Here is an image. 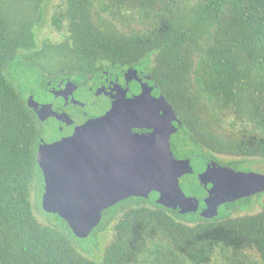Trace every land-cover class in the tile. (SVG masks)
Returning <instances> with one entry per match:
<instances>
[{
  "label": "trees",
  "instance_id": "trees-1",
  "mask_svg": "<svg viewBox=\"0 0 264 264\" xmlns=\"http://www.w3.org/2000/svg\"><path fill=\"white\" fill-rule=\"evenodd\" d=\"M59 8L51 20L62 38L40 43L44 0H0V264H264V203L249 212L250 196L211 218L157 204L154 191L131 196L92 229L112 230L97 260L79 252L83 238L66 221L41 207L56 219L42 224L33 213L32 192L44 185L41 127L26 97L44 78L42 61L74 62L80 73L130 66L198 128L184 129L176 156L249 170L264 161V0H61ZM180 185L205 195L191 175Z\"/></svg>",
  "mask_w": 264,
  "mask_h": 264
},
{
  "label": "water",
  "instance_id": "water-1",
  "mask_svg": "<svg viewBox=\"0 0 264 264\" xmlns=\"http://www.w3.org/2000/svg\"><path fill=\"white\" fill-rule=\"evenodd\" d=\"M125 77L140 83L138 95H115L105 114L87 119L70 136L37 147L44 183L41 207L66 221L78 238L87 237L100 223L104 209L131 196L147 198L155 191L157 204L181 214L200 207L198 198L186 195L180 185V177L193 173L195 165L190 158H175L170 149L176 119L172 105L162 94L153 96L152 86L135 68L129 67ZM27 105L40 120L54 113L49 104L39 107L32 95ZM134 126L153 130L132 133ZM197 180L207 192L199 210L206 218L215 216L225 202L264 192V173L236 170L213 159Z\"/></svg>",
  "mask_w": 264,
  "mask_h": 264
},
{
  "label": "flooded vegetation",
  "instance_id": "flooded-vegetation-1",
  "mask_svg": "<svg viewBox=\"0 0 264 264\" xmlns=\"http://www.w3.org/2000/svg\"><path fill=\"white\" fill-rule=\"evenodd\" d=\"M37 65L44 69H41L44 78L42 81L34 80V87L30 88L26 97L32 95L39 107L43 104H49L54 112L43 120L38 119L41 127V136L38 138L37 145L42 142L52 143L70 136L74 129L87 119L105 114L111 108L115 95L120 96L124 93L126 98H131L138 95L141 91V86L138 81L134 79L127 80L125 77V72L130 66L123 67L119 64L110 63L103 67H99L97 70L91 72L82 71V73H80L77 68L70 69L78 65L74 62L59 61L49 63L42 61L37 63ZM137 72L139 78H141L143 82H147L152 86L151 94L155 97L159 96L161 93L155 90V86L150 82V78L146 79L145 76L147 74L139 70H137ZM172 108L176 115V119L172 121L175 131L170 134V149L175 158H188L176 156L173 149L179 148L178 151H181L179 143L184 135V129L195 131L198 128L193 127V129L190 130V128L185 126L182 122L181 108H177L178 110H176L173 105ZM34 114L38 118L35 110ZM116 129L119 130L118 127ZM152 130L153 128L150 126H134L131 128L132 133H150ZM117 135L124 137L123 133ZM200 153L195 155L197 156ZM210 160L211 159L202 160V163L200 162V164H195V166H193V173L185 174L180 177L181 182L183 177L191 175L195 178L196 183L204 190L205 195L200 198L196 196L200 206L198 211L204 207V203L202 206L201 201L203 202L207 192L206 189L199 184L197 174L205 169L206 163ZM207 186L209 187L210 185L208 184ZM157 195L156 192V197ZM259 196L264 200V192L250 195L251 198L256 199Z\"/></svg>",
  "mask_w": 264,
  "mask_h": 264
},
{
  "label": "rangeland",
  "instance_id": "rangeland-1",
  "mask_svg": "<svg viewBox=\"0 0 264 264\" xmlns=\"http://www.w3.org/2000/svg\"><path fill=\"white\" fill-rule=\"evenodd\" d=\"M61 0H44V9L41 16V21L37 25V37L38 41L41 43L44 39H50L52 41L61 39L63 33L59 31L56 26L52 23V16L57 13L60 8ZM31 19L34 20V13L31 14ZM250 170L264 173V161L257 160L256 162L247 164ZM41 193L39 191L33 190L30 202L32 206L33 213L40 223L54 224L56 219L51 215H48L41 209ZM264 203L263 198H253L252 204L250 205L249 212H257L261 208V204ZM244 213V212H243ZM51 222H49V221ZM112 237L111 225H107L106 230L100 232H93L89 236L80 240L79 245L77 244V249L79 252L85 256L96 259L102 253L104 247L110 242Z\"/></svg>",
  "mask_w": 264,
  "mask_h": 264
}]
</instances>
